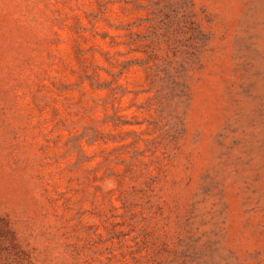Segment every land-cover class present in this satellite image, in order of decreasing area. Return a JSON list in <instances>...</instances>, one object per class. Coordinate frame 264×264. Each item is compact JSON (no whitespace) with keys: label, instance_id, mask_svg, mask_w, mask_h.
I'll list each match as a JSON object with an SVG mask.
<instances>
[{"label":"rangeland","instance_id":"1","mask_svg":"<svg viewBox=\"0 0 264 264\" xmlns=\"http://www.w3.org/2000/svg\"><path fill=\"white\" fill-rule=\"evenodd\" d=\"M0 264H264V0H0Z\"/></svg>","mask_w":264,"mask_h":264}]
</instances>
